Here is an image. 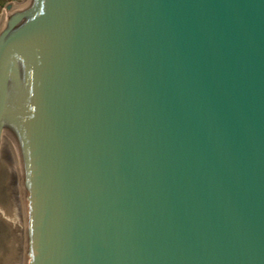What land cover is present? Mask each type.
Listing matches in <instances>:
<instances>
[{"label":"water","instance_id":"95a60500","mask_svg":"<svg viewBox=\"0 0 264 264\" xmlns=\"http://www.w3.org/2000/svg\"><path fill=\"white\" fill-rule=\"evenodd\" d=\"M26 115L31 264H264V0L8 3L0 186Z\"/></svg>","mask_w":264,"mask_h":264},{"label":"bare ground","instance_id":"6f19581e","mask_svg":"<svg viewBox=\"0 0 264 264\" xmlns=\"http://www.w3.org/2000/svg\"><path fill=\"white\" fill-rule=\"evenodd\" d=\"M13 3L28 8L31 0ZM12 118L8 135L15 151L19 175L13 185L0 186V264H31L32 117L26 115L23 122Z\"/></svg>","mask_w":264,"mask_h":264},{"label":"rangeland","instance_id":"374dc122","mask_svg":"<svg viewBox=\"0 0 264 264\" xmlns=\"http://www.w3.org/2000/svg\"><path fill=\"white\" fill-rule=\"evenodd\" d=\"M22 0H0V25H1V18H2V12H3V9L4 7L8 4V3H11V2H20ZM0 32H1V29H0ZM12 119L11 118V125H12Z\"/></svg>","mask_w":264,"mask_h":264}]
</instances>
